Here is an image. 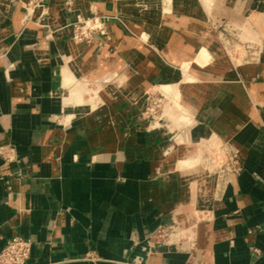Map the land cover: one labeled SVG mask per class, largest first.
I'll return each instance as SVG.
<instances>
[{
	"label": "crops",
	"instance_id": "crops-1",
	"mask_svg": "<svg viewBox=\"0 0 264 264\" xmlns=\"http://www.w3.org/2000/svg\"><path fill=\"white\" fill-rule=\"evenodd\" d=\"M3 1L16 0H0V249L20 235L33 242L26 264H264V56L193 110L186 151L163 153L168 138L145 131L126 100L109 121H70L79 96L62 61L80 46L61 42L63 0H43L47 14L37 6L25 26ZM216 1L264 34V0ZM151 65L137 67L138 83L157 82ZM210 134L238 148L240 172L181 169Z\"/></svg>",
	"mask_w": 264,
	"mask_h": 264
},
{
	"label": "rangeland",
	"instance_id": "rangeland-1",
	"mask_svg": "<svg viewBox=\"0 0 264 264\" xmlns=\"http://www.w3.org/2000/svg\"><path fill=\"white\" fill-rule=\"evenodd\" d=\"M116 1L63 0L67 21L64 24L59 22L58 30L63 33L68 31V34L60 36L61 42L66 46L74 45V43L80 46V49L74 46L75 51H78L76 55L68 54L64 56L62 61V64H65L71 72V75L65 73L66 81L69 82L67 87L79 96L78 104L73 108L77 113L74 112L69 119L71 121V119L87 112L88 115L91 113L94 115L98 111H106L109 121L110 110L125 111L128 108L126 102L128 101L129 105L140 112V118L146 121L143 126L144 130L148 122L162 120L168 123V133L157 136L158 138H168L167 144L163 146V153L170 152L178 143H181V151L184 146H186V151L189 145L186 141L191 137L190 128L194 123L195 113L188 116L190 121L187 123L180 117L184 115L185 111L175 105L173 96L153 81L138 83L137 67H141L143 59L135 53L132 47L124 46L122 40L124 38L119 37L121 33H125L127 24L125 21L130 17L129 14L127 15L126 12L117 8ZM176 1L161 0V5L164 8H169L170 11L177 10L183 14H192L197 20L207 24V31L200 36L194 50L205 45L219 57L228 56L229 59L236 61L232 67L236 79L238 77L237 71H240L241 67L248 68L250 65L260 67L264 56V34L261 35L258 32L252 18L244 13L239 15L227 5L217 3L216 0H180L179 3H175ZM128 3L137 4L133 0ZM7 6L12 10L22 8L23 17L21 20L24 26L34 21L37 6H40L41 10L37 15L42 12L41 18H43L47 14L46 2L43 0H16L9 2ZM82 59L89 61L83 65ZM133 61L136 63L135 65ZM150 61L152 65H155L152 62L154 60ZM250 73L251 71L248 70L247 75ZM259 74L258 71L256 75L251 76L252 82H258ZM247 87L248 85H244L245 90L252 89ZM121 91L128 94V98L123 99ZM117 95L120 97L117 98ZM117 99L118 104L116 105ZM250 102L252 105L254 104L251 99ZM118 117L122 120L121 115ZM215 137L225 143L232 144L231 141H227L217 134L199 137L195 152L180 162L181 169L208 171V165L203 160V155L208 143H212L211 138ZM218 148L215 147V153L220 159L215 161V174L225 173L220 171V168L223 169V167L226 171H228L227 168L231 169V172L228 173H238L243 169V161L238 149V157L232 158V154L227 160L225 156L221 157ZM238 167H240L239 170Z\"/></svg>",
	"mask_w": 264,
	"mask_h": 264
},
{
	"label": "bare ground",
	"instance_id": "bare-ground-1",
	"mask_svg": "<svg viewBox=\"0 0 264 264\" xmlns=\"http://www.w3.org/2000/svg\"><path fill=\"white\" fill-rule=\"evenodd\" d=\"M131 1H116L117 8L130 17L125 21V33L119 37L124 38V46L132 47L142 59L154 60L155 65L148 68L150 77L156 78L155 83L173 96L175 105L185 111L180 117L188 123V116L201 103L210 101L221 88L222 80L233 79L230 76L234 74L232 67L236 61L228 56L219 57L205 45L194 50L200 36L207 31V24L192 14L170 11L162 7L161 0H133L136 5L128 3ZM261 21L264 27V17ZM167 127L168 123L162 120L148 124L154 137L168 133Z\"/></svg>",
	"mask_w": 264,
	"mask_h": 264
},
{
	"label": "built area",
	"instance_id": "built-area-1",
	"mask_svg": "<svg viewBox=\"0 0 264 264\" xmlns=\"http://www.w3.org/2000/svg\"><path fill=\"white\" fill-rule=\"evenodd\" d=\"M210 140L212 143H208V147H206V151L204 152V161L208 165V172H215L214 164L215 161L219 160L220 157L217 153H215V147H219V152L221 153V157L225 156L228 160L230 156L238 157V148H236L233 144L225 143L224 141L220 140L219 138H211ZM201 151V149H200ZM199 151V152H200ZM215 154V155H214ZM201 155V152H200ZM209 163V164H208ZM223 167V166H221ZM222 172H231V169L227 168L226 171L223 167L220 168ZM238 170L240 167L237 168ZM214 170V171H213ZM158 237L164 236L163 231H158ZM33 242L30 239H27L20 235H15L7 240L5 245L0 249V264H26L29 260L32 252Z\"/></svg>",
	"mask_w": 264,
	"mask_h": 264
}]
</instances>
